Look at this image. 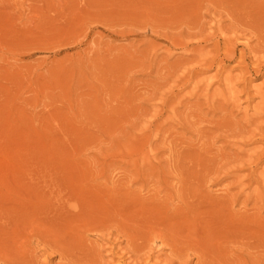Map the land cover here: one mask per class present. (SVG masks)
<instances>
[{
  "label": "rangeland",
  "instance_id": "1",
  "mask_svg": "<svg viewBox=\"0 0 264 264\" xmlns=\"http://www.w3.org/2000/svg\"><path fill=\"white\" fill-rule=\"evenodd\" d=\"M236 1L0 0V228L4 226L0 229V264L12 263L13 248L17 247L19 251L22 245L25 249L30 247L28 251H19L23 258L27 256L29 260L24 263V258L23 263L14 261L12 264H86L82 259L85 262L91 260L87 264H92L97 258V264H118V256L114 253L122 249L120 254L124 261L119 264L128 261L130 263L127 264H132L135 258L130 259L132 253L127 255L131 251L124 247L127 245L125 234L131 229L137 232L138 228L141 234L145 228V233L150 230L149 233L155 231V235L171 230L173 234L160 233L163 240L175 238L178 241V236H186L187 243H182L184 248L182 241L176 243L183 252L190 246L191 252L198 253L194 256L188 248L186 259H190L189 264L197 259L198 264L199 252L205 245L211 251L215 249L212 253L208 248L204 255L202 250L206 262L210 257L211 262L218 264L221 260H226L225 264H264V155L261 156L264 152V62L260 63L264 60V47H261L264 45V0ZM246 21L250 24L248 27ZM71 196L79 201L77 206L82 205L79 213L83 218L76 219L78 227L73 223L77 229L81 227L79 222L82 228V223L87 224L86 230L90 223L92 225L96 221L99 225L110 217L118 224L123 216L124 224L120 222L118 225L121 226H116V230L108 227L110 231L106 229L109 226H106L107 222L105 225V222L101 223L104 227L100 225L97 229L95 223L96 227L90 226L87 233L82 228L78 229L80 232L74 227L75 230L72 223L69 228L66 225L70 224H66L67 236L84 234L82 237L85 239L80 238L79 241L82 239L85 243L78 247L81 241L73 244L79 257L73 250L72 258L60 259L58 251L49 250L51 246L47 247L33 238L35 235L31 229L28 234L26 228L36 220L33 218L35 213L40 218L33 222L34 226L39 220L47 222L50 216L43 215V209H49L51 202L53 206H60L56 203L62 204V201L66 202L63 205H76L75 201L70 204L73 203ZM99 202L108 208L111 205L109 210L114 208L111 215L107 207L97 205ZM83 203L90 204L86 206L88 209ZM44 205L46 208H42ZM94 205L98 207L95 209ZM84 207L87 211L83 213ZM89 208H93V212ZM38 209L43 211L39 213ZM104 209L109 212H104ZM87 212L91 218L84 221L89 217ZM105 214L107 218H102ZM183 215H188L185 216L188 220H184ZM221 215L224 220L219 219ZM25 216L33 220L29 218V222L26 218V222L21 221ZM92 216H98L97 220ZM189 220L196 224L201 222V226L194 223L195 229ZM217 221H220L219 225ZM224 221L228 225L224 223L223 226L221 222ZM175 222H178V227H175ZM11 224H14V229ZM164 224H171L169 227L174 224V227L168 230ZM48 225L46 223L45 226H53L52 223ZM125 226L131 228L125 229ZM154 226L159 231L154 230ZM221 226H227V231ZM19 227L27 231L20 232ZM90 228L94 232L89 233ZM100 228L106 230L102 229L100 232L103 233H100ZM122 228L124 232L128 231L121 232ZM173 228L180 235L174 233ZM45 229L40 232L45 234ZM68 229H71V235ZM182 229H185L184 235ZM192 229L198 241L194 239ZM34 230L36 232V228ZM228 230L234 234L232 237ZM54 231L58 230L54 228ZM75 231L79 234L76 235ZM49 232L46 233L48 236L52 234ZM55 232L52 236L58 233ZM240 233L246 237L242 238ZM245 233L252 236L251 239ZM17 234L24 238L22 244ZM25 234L33 235V239L29 240ZM189 235L193 237L189 238ZM223 236L230 240L235 236L233 240L239 238V242L235 244V240H231L235 244L232 247L230 240ZM187 238L193 240L188 243ZM27 239L32 246L27 247ZM246 239L251 243L247 244ZM147 240L141 242L143 246ZM163 240L162 244L159 239H152L155 245L145 244L150 250H156L155 262H162L164 256V262L170 259H166L170 249L164 246ZM194 240L201 242L200 248ZM204 242L205 245L202 244ZM212 244L217 245L221 252L216 253L219 250ZM142 245L139 247L144 249ZM86 246L89 249L84 254L89 259H85L81 252L88 248ZM146 246L144 252L149 250ZM8 252L12 253L10 257ZM143 253L137 255L145 258L151 252ZM126 255L130 260L124 259ZM172 256L171 264H176L178 261H174ZM80 257L83 258L80 260ZM113 260L116 263H112Z\"/></svg>",
  "mask_w": 264,
  "mask_h": 264
},
{
  "label": "bare ground",
  "instance_id": "2",
  "mask_svg": "<svg viewBox=\"0 0 264 264\" xmlns=\"http://www.w3.org/2000/svg\"><path fill=\"white\" fill-rule=\"evenodd\" d=\"M182 1H183V0H182ZM221 1H222V0H221ZM233 1H234V0H233ZM237 1H238V0H237ZM237 1H236V2H237ZM255 1H256V0H255ZM226 2H227V1H226ZM226 2H225V3H226ZM230 2H231V1H230ZM248 2H250V1H248ZM252 2H253V1H252ZM238 3H239V2H238ZM258 3H259V1H258ZM258 3H257V5H258ZM245 4H246V3H245ZM245 4H244V5H245ZM248 4H249V3H248ZM248 4H247V5H248ZM250 4H251V3H250ZM217 5H218V4H217ZM219 5H220V4H219ZM239 5H240V3H239ZM254 5H255V3H254ZM250 6H251V5H250ZM262 6H263V5H262ZM235 7H236V6H235ZM259 7H260V6H259ZM249 8H250V7H249ZM242 9H243V8H242ZM245 9H248V8H245ZM255 9H256V8H255ZM250 10H253V9H250ZM262 10L264 11L263 8H262ZM234 11H235V10H234ZM236 11H237V9H236ZM259 11H261V10H259ZM237 12H238V11H237ZM233 13H234V12H233ZM243 13L245 14V12H243ZM249 13H250V12H249ZM254 13H255V12H254ZM247 14H248V13H247ZM247 14H246V16H247ZM256 14H257V13H256ZM256 14H253V15H256ZM250 15H251V14H250ZM260 15H262V14L260 13ZM263 15H264V14H263ZM242 16H243V15H242ZM242 16L240 17V19L242 18ZM244 17H245V16H244ZM249 17H250V16H249ZM258 17H259V16H258ZM234 18H235V17H234ZM237 18H238V17H237ZM246 18L248 19V16H247ZM246 18H245V19H246ZM262 18H263V16H262ZM249 19H250V18H249ZM254 19H255V18H254ZM256 19H257V18H256ZM251 20H253V18H252ZM251 20H250V21H251ZM260 20H261V18H260ZM244 21H245V20H243V22H244ZM247 21H248V20H247ZM247 21H246V23H247ZM261 21H262V20H261ZM240 22H241V21H240ZM260 23H261V22H260ZM263 24H264V22H263ZM241 25H242V24H241ZM245 25H247V27H248V25H250V24L247 23V24H245ZM260 25H261V24H260ZM261 26H262V25H261ZM244 27H246V26H244ZM259 27H260V26H259ZM259 27H258V28H259ZM250 28H251V26H250ZM255 29H256V28H255ZM261 29H263V28H261ZM261 29H260V30H261ZM252 30H253V29H252ZM255 31H256V30H255ZM263 32H264V31H263ZM263 32H262V34H264ZM252 33H253V32H252ZM254 34H255V32H254ZM257 34H258V32H257ZM259 34H260V33H259ZM252 35H253V34H252ZM258 36H259V35H257V37H258ZM261 36H262V35H261ZM257 37H256V38H257ZM262 37H263V36H262ZM255 40H256V39H255ZM255 40H254V41H255ZM257 41H258V40H257ZM260 42H261V41H260ZM255 43H256V42H255ZM231 45H232V44H231ZM257 45H258V44H257ZM215 46H216V45H215ZM258 46H259V45H258ZM261 47H264V45L261 46ZM231 48H232V46H231ZM254 48L256 49V48H258V47H254ZM259 48H260V47H259ZM261 49H262V48H261ZM216 50H217V49H216ZM220 50H221V49H220ZM234 50H235V49H234ZM263 50H264V49H263ZM263 50H262V51H263ZM227 51H228V49H227ZM231 52H232V50H231ZM263 52H264V51H263ZM258 53H259V52H258ZM258 53H257V55H258ZM232 54H233V53H232ZM253 54H254V53H253ZM263 54H264V53H263ZM230 55H231V54H230ZM238 55H240V54H238ZM241 55H242V54H241ZM255 55H256V54H255ZM259 55H260V54H259ZM261 55H262V54H261ZM227 56H228V55H227ZM251 56H252V55H251ZM231 57H232V55L230 56V58H231ZM246 57H247V56H246ZM261 57H262V56H261ZM228 58H229V57H228ZM237 59L239 60L240 58L238 57ZM241 59H243V57H242ZM244 59H245V58H244ZM244 59H243V60H244ZM243 60H242V61H243ZM255 60H256V58H255ZM236 61H237V60H236ZM242 61H241V62H242ZM252 61H254V56H253ZM256 61H257V60H256ZM259 61H261V59H260ZM263 62H264V60H263L262 62H260V63H263ZM236 63H237V62H236ZM239 63H240V62H239ZM243 63H244V62H243ZM252 63L255 64V62H252ZM257 64H258V63H257ZM257 64H255V65L257 66ZM258 65H259V64H258ZM260 66H261V65H260ZM243 67H244V66H243ZM246 67H247V66H246ZM250 68H251V67H250ZM250 68H249V69H250ZM253 68H254V67H253ZM253 68H252V69H253ZM237 69H238V68H237ZM241 69H242V67H241ZM249 69H248V70H249ZM238 70H240V69H238ZM257 70H258V69H257ZM246 71H247V70H246ZM255 71H256V70H254V72H255ZM260 71H261V70H260ZM242 72H243V70H242ZM248 72H249V71H248ZM257 72H259V71H257ZM239 73H240V72H239ZM244 73H245V72H244ZM240 74H241V73H240ZM256 74H257V73H256ZM240 76H241V75H239V78H240ZM251 77H252V76H251ZM243 78H244V77H243ZM243 80H244V79H243ZM245 80H246V79H245ZM247 80H248V79H247ZM258 109H259V108H258ZM258 109H257V110H258ZM261 115H262V114H261ZM261 138H262V137H261ZM262 140H263V139H262ZM254 143H255V142H254ZM259 144H260V143H259ZM261 152H262V151H261ZM261 152H259V153H261ZM262 155H264V152L261 154V156H262ZM263 159H264V158H263ZM63 188H64V187H62V189H63ZM54 189H55V188H54ZM62 189H61V190H62ZM58 190H59V189H58ZM65 190H66V189H65ZM62 191H63V190H62ZM68 191H69V189H68ZM185 192H186V191H185ZM61 193H62V192H61ZM64 193H65V192H64ZM67 193H68V192H67ZM182 193H183V191H182ZM195 193H196V192H195ZM57 194H58V193H57ZM68 194H69V193H68ZM71 194H72V193H71ZM79 194H80V193H79ZM79 194H78V195H79ZM190 194H191V193H190ZM55 195H56V194H55ZM181 195H182V194H181ZM64 196H66V195H64ZM67 196H68V195H67ZM79 196H80V195H79ZM189 196H190V195H189ZM194 196L196 197V195H194ZM59 197H60V196H59ZM69 197H70V196H69ZM69 197H68V198H69ZM84 197H85V196H84ZM192 197H193V196H192ZM56 198H57V197H56ZM62 198H64V197H62ZM62 198H60V199H62ZM80 198H82V197L80 196ZM71 199H73L72 196H71ZM74 199H75V196H74ZM74 199H73L71 202L75 201V204H76V205H68V203H67V205H63V203H66V202H63V201L61 200V201H62V204H61V203H56L57 205L60 204V206H56V205H55V202H54V205H55V206H53V202H51V204H50V203L48 204V205H50V206L52 205L49 209L46 208L47 205L42 206V208H43V207L46 208V209H43L44 211L42 210L43 213H45V214H43V215H45L46 217H47V216H50V217H51V218H50V217H47V222H46L45 219H44L45 223H43V222L41 221L44 225H43V224L40 222V220H39L38 222L35 223V225L38 223V224H37L38 226H37V225L34 226L33 222L37 221L38 218H40V216L38 217V214L35 213L34 215L37 214V217L33 215V218H34V219L36 218V220H33L32 218H30V217H28V216H25L23 219L21 218V221L23 220L24 222L28 221L29 218L31 219V221L33 220V221H32V225H30L29 228L25 225V226L27 227V228H26V227L24 226V224H23V226H24L28 231H27V230H23V228L21 229L20 227H19L20 229H19V228H18V229L20 230V232H21V230H22V231H27L28 234H30V231H29V230L31 229V232H32V234L35 235V237H33L32 234H31L32 236H27L28 234H27V235L25 234V236H27V237L29 238V240H31V239H33V238H36V239H38V241H39L40 243H43V244L45 243V244L47 245V247H48V246H51V248L48 247V249H49V250H53V249H55V252L58 251V253L60 254V259H61V258H65V259H66L67 256H70V258H72L71 256L73 255V254H72L73 250L76 252V250H75L76 248L74 249V247H75L76 245H73V244H76V243L79 241L80 238L85 237V236H83L84 234L82 233L83 230L81 231V233L83 234V235H82L83 237L80 236L81 234L79 235L80 237H77V236H76V237H75V236H67V234H66L67 232L65 231V230L67 229L66 226H67L68 228L71 227V223H72V224H73V223H74V224L77 223V225H78V221H77V220L80 219V218H83V214H82V216H81V213H79V212H80V207H82V205H81V206H77L78 203H76V202H79V201L76 200V199L74 200ZM186 199H187V198H186ZM200 199H201V198H200ZM80 200H81V199H80ZM83 200H84V198H83ZM88 200H89V199H88ZM196 200H197V199H196ZM198 200H199V199H198ZM95 201H96V199H95ZM188 201H189V200H188ZM188 201H186V202H188ZM82 202H84V201H82ZM196 202H197V201H196ZM205 202H206V200H205ZM47 203H48V202H47ZM47 203H46V204H47ZM95 203H96V202H95ZM100 203H101V202H99V204H97V205L101 206ZM109 203H110V202H109ZM117 203H118V202H117ZM121 203H122V200H121ZM125 203H127V201H126ZM125 203H123V204H125ZM194 203H195V201H194ZM70 204H74V202H73V203H70ZM80 204H81V203H80ZM80 204H79V205H80ZM85 204H86V203H83V206H85V207H86L87 205H90V204H87V205H85ZM115 204H116V203H115ZM132 204H133V203H132ZM183 204H184V203H183ZM197 204H199V202H198ZM197 204L194 205L195 208H196ZM212 204H213V203H212ZM215 204H216V203H215ZM61 205H63V206H61ZM95 205H96V204H95ZM95 205L93 206V208H95ZM106 205H107V204H106ZM108 205H109V204H108ZM121 205H122V204H121ZM136 205H137V204H136ZM206 205H207V204H206ZM209 205H210V204H209ZM103 206H105L104 203H103ZM103 206H101V207H103ZM115 206H116V205H115ZM122 206H123V205H122ZM161 206H162V205H161ZM186 206H187V204H186ZM191 206H192V203H191L190 207H191ZM207 206H208V205H207ZM212 206H213V205H212ZM216 206H218V205H216ZM34 207H35V206H34ZM48 207H49V206H48ZM85 207H84V210L81 208V209L83 210V211H81V212L84 213L85 210L87 211V209H88L87 207H88V206L86 207L87 209H86ZM97 207H98V206H97ZM97 207H96V208H97ZM106 207L108 208V206H105V207H103V208H106ZM110 207H111V205H109V208H110ZM120 207H121V206H120ZM123 207H124V206H123ZM131 207H133V206H131ZM131 207H130V208H131ZM166 207H167V206H166ZM184 207H185V206H184ZM184 207H183V208H184ZM188 207H189V205H188ZM190 207H189V208H190ZM31 208H32V207H31ZM36 208H39V207H36ZM42 208H41V209H42ZM93 208L91 209L92 212H93ZM96 208H95V209H96ZM109 208H108V210H109ZM112 208H113V206H112ZM116 208H117V207H116ZM116 208H115V210H116ZM118 208H119V207H118ZM125 208H126V207H125ZM134 208H135V205H134ZM138 208H139V207H138ZM201 208H202V207H201ZM32 209L34 210V208H32ZM41 209H40V210H41ZM99 209H100V208H99ZM113 209H114V208H113ZM113 209H111V210H113ZM121 209H122V208H121ZM121 209L119 208V210H121ZM141 209L143 210V208H141ZM145 209H146V208H145ZM156 209H157V208H156ZM180 209H181V208H180ZM33 210H32V211H33ZM35 210H36V209H35ZM38 210H39V209H38ZM40 210H39V211H40ZM89 210H90V208H89ZM89 210H88V211H89ZM91 210H90V211H91ZM108 210H107V209H104L103 211L105 212V211H108ZM111 210H109V211H110V215H111V213H112ZM132 210L134 211L133 208H132ZM135 210H136V209H135ZM163 210H164V209H163ZM188 210H190V209H188ZM191 210H192V208H191ZM29 211H30V210H29ZM29 211H28V212H29ZM36 211H37V210H36ZM36 211H35V212H36ZM42 211H40L39 213H41ZM103 211H102V212H103ZM109 211H108V212H109ZM121 211H122V210H121ZM130 211H131V209H130ZM180 211H181V210H180ZM192 211H193V210H192ZM196 211H197V210H195L194 215H196ZM201 211H203V210H201ZM211 211H212V210H211ZM211 211H210V212H211ZM222 211H223V210H222ZM26 212H27V211H26ZM49 212H50V213H49ZM72 212H73V213H72ZM96 212L99 214V212H98L97 210H95V213H96ZM102 212H101V210H100V214L103 215L104 212H103V213H102ZM113 212H116V211H113ZM118 212H119V211H118ZM135 212H136V211H135ZM137 212H138V211H137ZM137 212H136V213L133 212V213H134V214H137ZM142 212H143V211H141V213H142ZM164 212H165V211H164ZM178 212H179V211H178ZM182 212H183V210H182ZM198 212H199V211H198ZM203 212H204V211H203ZM56 213H57V214H56ZM78 213H79V214H78ZM85 213H86V212H85ZM89 213H90V212H89ZM95 213H94V215H95ZM201 213H202V212H201ZM212 213H213V212H212ZM212 213H210V214H212ZM223 213H224V212H223ZM24 214H27V213H24ZM28 214H30V212H29ZM31 214H32V213H31ZM68 214H69V215H68ZM77 214L79 215L78 217L76 216ZM87 214H88V212H87ZM90 214H91V213H90ZM92 214H93V213H92ZM106 214H107V212H106ZM106 214H105L102 218H104V217L106 216ZM113 214H115V213H113ZM122 214H124V211H123V213H121V216H122ZM144 214H145V213H144ZM148 214H150V213L148 212ZM164 214H165V213H164ZM185 214H187V213H185ZM198 214H199V213H198ZM204 214H205V213H204ZM218 214H219V213H218ZM43 215H42V216H43ZM63 215H64V216H63ZM85 215H86V214H85ZM107 215H108V214H107ZM142 215H143V214H142ZM146 215H147V214H146ZM146 215H145V216H146ZM165 215H166V214H165ZM172 215H173V214H172ZM176 215H177V214H176ZM176 215H175V216H176ZM199 215H200V214H199ZM205 215H206V214H205ZM212 215H213V214H212ZM214 215H215V213H214ZM216 215H217V214H216ZM219 215H220V214H219ZM226 215H227V214H226ZM22 216H23V214H22ZM22 216H21V217H22ZM42 216H41V218H42ZM45 216H43V217H45ZM66 216H67V217H66ZM80 216H81V217H80ZM88 216H89L88 218L85 216L87 219L85 220V218H84V221H87L89 218H91V217H90L91 215L88 214ZM98 216L101 217V215H98ZM98 216H97V217H98ZM108 216H109V215H108ZM117 216H118V215H117ZM117 216H116V217H117ZM124 216H125V215H124ZM138 216H139V215H138ZM138 216H137V217H138ZM150 216H151V215H150ZM150 216H149V217H150ZM157 216H158V215H157ZM160 216H161V218H162V215H161V214H160ZM183 216H184V218H185L184 220H188V219H186V217H185V216H188V215H183ZM183 216H182V217H183ZM197 216H198V215H197ZM217 216H218V215H217ZM227 216H228V215H227ZM233 216H234V215H233ZM31 217H32V216H31ZM46 217H45V218H46ZM63 217H65V219H64ZM92 217H94V216H92ZM97 217H94V218H96V220H97ZM112 217H113V216H112ZM116 217H114V220H115ZM118 217H119V216H118ZM122 217H123V216H122ZM122 217H120V220H119V219H116V220H119L120 222L123 223V222H124V220H123L124 217H123V218H122ZM125 217H127V215H126ZM135 217H136V216H135ZM137 217H136V218H137ZM139 217L141 218V216H139ZM169 217H170V216H168L167 218H169ZM193 217H194V216H193ZM222 217H223V216L221 215V217H220V218L218 217V218L221 220ZM26 218H27V219H26ZM105 218H107V217H105ZM110 218H111V217H110ZM110 218L105 219L106 221H105L104 219H103V221H101L100 219H98L99 221H101V222L99 223V225H98V223H96V221H95L94 224H92V225H90V224H91V223H90V224L88 225V227H87L86 230L88 231V229H89L90 226H91L92 228H95V227L97 226L96 229H97L98 227H100V225H102V227H104V225L106 224V222H107L106 226H107V225H109V226H107V228H106V226H105V228H106V229H109L110 231H111V228H112V227H114L115 229H114V228H113V229L116 230V226H117V228H118L119 226H121V225H118V224L120 223L119 221H118L119 223L117 224V221H113V219L110 220ZM128 218H129V217H128ZM151 218H152V217H151ZM158 218H159V217H158ZM176 218H177V217H176ZM191 218H192V217H191ZM191 218H190V219H191ZM201 218H203L202 215H201ZM208 218H209V217H208ZM208 218H207V219H208ZM210 218H211V220H212V216H211ZM213 218H214V217H213ZM246 218H247V217H246ZM248 218H249V217H248ZM17 219H19V218H17ZM17 219H16V220H17ZM25 219H26V221H25ZM30 219H29V222H31ZM74 219H75V220H74ZM76 219H77V220H76ZM92 219H93V218H92ZM108 219H109L110 221H112V223H111L110 221L108 222V221H107ZM121 219H122V221H121ZM125 219H126V218H125ZM132 219H133V217H132ZM144 219H145V218H144ZM146 219H147V218H146ZM149 219H150V218H149ZM153 219H154V218H153ZM153 219H151V221H152ZM156 219H157V218H156ZM159 219H160V218H159ZM180 219H182V218H180ZM180 219H179V220H180ZM193 219H194V218H193ZM197 219H198V221H199V220H202V219H200V218H197ZM207 219H206V221H207ZM215 219H217V218H215ZM230 219H231V218H230ZM230 219H228V221H229ZM237 219H238V218H237ZM239 219H240V218H239ZM130 220H131V219H130ZM136 220H137V219H136ZM168 220H169V219H168ZM173 220H174V219H173ZM179 220H178V221H179ZM222 220H224V219L222 218ZM249 220H250V218H249ZM74 221H77V222H74ZM93 221H94V219H93ZM99 221H98V222H99ZM127 221H128V220H127ZM133 221H134V220H132V222H133ZM141 221L143 222V219H142ZM145 221H146V220H145ZM153 221H154V220H153ZM163 221H164V220H163ZM176 221H177V219H176ZM213 221H214V220H213ZM228 221H227V222H228ZM9 222H10V221H9ZM18 222H20V221H18ZM39 222H40V224L42 225V226H41L42 228H44V227L46 228V229H45V230H47V231H45L46 233H50L49 231H52V234H53V232H55V231H54V228H55V230H58V231H56V232H58V233L56 234V232H55L56 235H53V236H52V234L48 236V234H46V233H45V234L42 233L44 230H41L42 228L40 229V227H39V225H40ZM48 222H49L50 224L52 223V225L55 226V227L53 228V230L50 229V228L53 227V226H51ZM82 222H83V221H82ZM82 222H81V223H82ZM91 222H92V220H91ZM104 222H105V223H104ZM113 222H116L115 226H114V225H111V224H113ZM128 222H130V221H128ZM134 222H135V221H134ZM139 222H140V221H139ZM164 222H165V221H164ZM182 222H183V219H182ZM184 222H185V221H184ZM184 222H183V224H184ZM190 222H191V221L189 220V223H190ZM201 222H204V221L202 220ZM201 222H199V223H201ZM211 222H212V221H211ZM215 222H216V221H215ZM217 222H218V221H217ZM231 222H232V221H231ZM237 222H239V221H237ZM10 223H11V222H10ZM20 223H21V222H20ZM20 223H19V225L22 227V225H21ZM46 223H47V225H48V224L50 225V228H48L47 226H45ZM88 223H89V221H88ZM92 223H93V222H92ZM95 223H96L97 225H96ZM101 223H104V225L101 224ZM122 223H121V224H122ZM126 223H127V222H126ZM155 223H157V222L155 221ZM155 223H154V224H155ZM158 223H160V222H158ZM169 223H170V222H169ZM175 223H176V222H175ZM177 223H178V222H177ZM177 223H176L175 227H176V226L178 227ZM191 223H193V225H194V223H195L196 226H197V224H198V226H201L199 223L196 224V222H193V221H192ZM205 223H206V222H205ZM207 223H209V221H208ZM221 223H222V225H223V224L226 223V222L224 221V222H221ZM229 223H230V222H229ZM232 223H235V222H232ZM232 223H231V224H232ZM8 224H9V223H8ZM17 224H18V223H16L15 225H17ZM29 224H30V223H29ZM66 224H70V226H69V225H66ZM74 224L72 225V228L75 227ZM82 224H84V225H83L84 228H85V225H87V224H85V222L82 223ZM123 224H124V223H123ZM123 224H122V225H123ZM136 224H137V223H136ZM140 224H142V223L140 222ZM148 224H149V223H148ZM152 224H153V223H152ZM154 224H153V225H154ZM165 224H167V223H165ZM165 224H164V226H165ZM203 224H204V223H203ZM213 224H214V223H213ZM219 224H220V221L218 222V225H219ZM235 224L238 225V223H235ZM6 225H7V223H6ZM11 225H12V224H11ZM13 225H14V224H13ZM13 225H12V226H13ZM49 225H48V226H49ZM65 225H66V226H65ZM75 225H76V224H75ZM77 225H76V226H77ZM79 225L81 226V227L79 226L80 229H81V228H82V225L80 224V222H79ZM94 225H96V226H94ZM133 225H134V224H133ZM156 225H157V224H156ZM161 225H162V223L160 224V227H161ZM170 225H171V224H170ZM170 225H169V226H170ZM173 225H174V224H173ZM173 225H172L171 227H169L168 225H166V226H168L166 229H168V228L171 229L172 227H174ZM179 225H181V224L179 223ZM186 225H187V223H186ZM190 225H191V224H190ZM195 225H194V227H195ZM225 225H228V223H226ZM232 225H233V224H232ZM232 225H230V226H232ZM245 225H246V224H245ZM12 226L10 227L9 230H11ZM111 226H112V227H111ZM123 226H124V225H123ZM127 226H128V225H127ZM127 226H125V229L128 228ZM137 226L139 227V223L137 224ZM137 226H136V227H137ZM164 226H163V227H164ZM166 226H165V227H166ZM184 226H185V225H184ZM187 226H188V225H187ZM203 226H206V225H203ZM209 226H210V225H209ZM223 226H224V225H223ZM248 226H249V225H248ZM2 227H4V226L2 225ZM2 227H1L0 229H2ZM15 227H16V226H15ZM31 227H32L33 229H32ZM77 227H78V226H77ZM77 227H75V228L77 229ZM108 227H111V228H108ZM134 227H135V226H134ZM147 227H149V226H147ZM156 227H158V226H156ZM181 227L183 228V226H181ZM194 227H193V228H194ZM207 227H208V224H207ZM207 227H206V228H207ZM212 227H213V226H212ZM218 227H219V226H218ZM221 227H222V226H221ZM226 227H227V226H226ZM226 227H224V228L222 227L221 229H225ZM239 227H240V226H239ZM25 228H24V229H25ZM35 228H36V232L39 231L38 233L35 232V230H34ZM37 228L40 229L42 232H40V230H38ZM75 228H74V229H75ZM84 228H82V229H84ZM120 228H121V227H120ZM130 228H131V227H130ZM130 228H128V229H130ZM143 228H144V227H143ZM151 228H152V227H151ZM151 228H150V229H151ZM158 228H159V227H158ZM161 228H162V227H161ZM161 228H160V229H161ZM184 228H185V227H184ZM191 228H192V226H191ZM191 228H190V229H191ZM196 228H197V227H195V229H196ZM200 228H201V227H200ZM204 228H205V227H204ZM206 228H205V229H206ZM235 228H236V226H235ZM244 228H245V227H244ZM244 228H243V229H244ZM246 228H247V227H246ZM5 229H6V228H5ZM5 229H4V231H5ZM12 229H14V226H13ZM48 229H49V230H48ZM76 229H75V230H76ZM78 229H79V228H78ZM78 229H77V231L80 230V229H79V230H78ZM102 229H104V228H100V229H98V231L100 232V230L102 231ZM106 229H104V230H106ZM113 229H112V230H113ZM125 229L123 230V228H122L123 231H121V230H120V231H121V232H124ZM144 229H145V228H144ZM144 229L142 230V233H143V234H141V232L138 231V230H140V228L137 229V232H140V233H137V232H136V229H131L132 233H130L131 231L129 230V233H128V234H125V235H127V236H125V237H126V244H127V245H126V246L123 245V246L127 248V251H131V252H129V253L127 252V255L130 254V253H132V254L135 255V256L133 255V256H134V257H133L132 254H130V255H131V256H130V257H131L130 259H132V258L134 259V258H135V259L133 260L134 263H132L133 261H131L132 264H150V263H151V264H158L157 262H161V261H157V262H155V261L157 260V259H155V258H157V256L155 257L156 254L154 255V252H155L156 250L153 251L152 248H151V250H152V251H151L150 248H149V246H148V247L146 246V245H148V244H146V243H149V242H150L151 244L154 243V245H155V242H152V239H154V240H155V239H156V240L159 239V240H160V243H161L162 240L164 239V238L162 237L163 235H161V234H162V233H163V234L167 233V235H168V233H172V232H171V230H170L169 232H168L167 230H166L167 232H164V230H163V232H160V233H161V234H160V233H158V232L156 231V232L159 234V235L156 234V235H158V236H156V235H155V231H154V232H153L154 236H153V234H151L152 231L149 233V231H150V230H149V231H148V234H147V233H145L146 231L144 232ZM148 229H149V228H148ZM164 229H165V228H164ZM169 229H168V230H169ZM175 229H176V228H175ZM179 229H180V228H178V230H179ZM185 229H186V232H187V228H185ZM185 229H184V230H185ZM227 229H228V228H226V231H227ZM241 229H242V228H241ZM243 229H242V230H243ZM250 229H251V228H250ZM19 230H17V231H19ZM33 230H34V231H33ZM70 230H71V229H70ZM70 230H69V229L67 230L68 233H70L69 235H71V233H72V232H69ZM84 230H85V229H84ZM86 230H85V232L87 233ZM90 230H91V228H90ZM104 230H103V231H104ZM114 230H113V232H114ZM146 230H147V229H146ZM151 230H153V228H152ZM154 230H158V229H157V228L155 229V226H154ZM178 230H177V231H178ZM182 230H183V229H182ZM182 230H181V231H182ZM184 230H183V232H184ZM200 230H201V229H200ZM203 230H204V229H203ZM214 230L217 231V229H214ZM233 230H234V229H233ZM7 231H8V230H7ZM15 231H16V230H15ZM92 231H93V230H91L89 233H91ZM98 231H96V232L98 233ZM110 231H109V232H110ZM127 231H128V230H126V232H127ZM158 231H159V230H158ZM160 231H162V229H161ZM172 231H174V233H177V234H178V232H179V231L176 232V231L174 230V228L172 229ZM181 231H180V232H181ZM190 231H192V233H193V232H194V229H192V230H190ZM196 231H197V230H196ZM207 231H208V230H207ZM226 231H225V232H226ZM248 231H249V230H248ZM248 231H246V232H248ZM79 232H80V231H79ZM79 232H77V233L79 234ZM93 232H94V231H93ZM115 232H118V231H115ZM126 232H124V233H126ZM186 232H184L183 235H184ZM199 232H200V234L202 235V232H201V231H198V233H199ZM211 232H212V231H211ZM211 232H210V233H211ZM217 232H218V231H217ZM232 232H233V231H232ZM239 232H240V231H239ZM241 232H242V231H241ZM14 233H15V232H14ZM75 233H76V231H75ZM77 233H76V235H78ZM100 233H103V232H100ZM118 233H119V232H118ZM181 233H182V232H181ZM187 233H188V232H187ZM192 233H191V234H192ZM215 233H216V232H215ZM226 233H227V232H226ZM228 233H230L229 230H228ZM234 233H235V232H234ZM43 234H44V235H43ZM73 234H74V231H73ZM73 234H72V235H73ZM104 234H105V232H104ZM172 234H173V233H172ZM194 234H195V233H193L192 235L194 236V239H195V235H194ZM196 234H197V232H196ZM200 234H198V235H200ZM207 234H209V232H207ZM231 234L234 235L233 233H230V237H232ZM240 234H241V233H240ZM240 234H238V235H240ZM242 234H243V237H242V238L246 237V236H244V233H242ZM242 234H241V235H242ZM245 234H247V233H245ZM254 234H255V233H254ZM258 234H259V233H258ZM17 235H18V237L20 236V234H17ZM23 235H24V233H23ZM42 235H43V236H42ZM45 235H47V237H46ZM74 235H75V234H74ZM115 235H116V234H115ZM117 235H118V234H117ZM121 235H124V234H121ZM167 235H166V236H167ZM178 235H180V234H178ZM178 235H176V236H178ZM181 235H182V234H181ZM186 235L188 236V234H186ZM192 235H189V238H190V236L193 237ZM204 235H205V233H204ZM204 235H203V236H204ZM214 235H215V234H214ZM217 235H220V234H217ZM228 235H229V234H228ZM241 235H240V236H241ZM250 235H251V234H250ZM255 235H256V234H255ZM25 236H24V237H25ZM102 236H103V235H102ZM102 236H101V237H102ZM119 236H120V235H119ZM164 236H165V235H164ZM176 236H175V237H176ZM236 236H237V233H236ZM240 236H238V237H240ZM253 236H254V235H253ZM259 236H261V235H259ZM16 237H17V236H16ZM20 237H21V240H20V239H19V240L21 241V244H22V240H23L24 238L22 239V236H20ZM32 237H33V238H32ZM42 237H43L44 240L42 239ZM104 237H105V236H104ZM122 237H124V236H122ZM167 237H168V236H167ZM171 237L173 238L174 235L171 236ZM180 237H181V238H180ZM180 237L178 236V239H179L178 241H180V242L182 241V242H181V244H182V243H184L183 241L186 240V238H185L186 236H185V237H184V236H183V237L180 236ZM196 237H198V236H196ZM204 237H205V236H204ZM204 237H203L202 239H204ZM206 237H207V236H206ZM214 237H215V236H213V238H214ZM223 237H224V236H223ZM223 237H222V238H223ZM234 237H235V236H234ZM234 237H233V238H234ZM247 237L251 239L252 236L249 237V235L247 234ZM256 237H257V236H256ZM46 238H47V239H46ZM105 238H109V237H105ZM105 238H104V239H105ZM111 238H112V237H111ZM113 238H114V237H113ZM117 238H118V237H117ZM172 238H171V239H172ZM216 238H217V237H216ZM216 238H215V240H216ZM224 238H226V237H224ZM227 238H228V237H227ZM227 238H226V239H227ZM233 238H232L231 240H233ZM262 238H263V237H262ZM262 238H261V239H262ZM36 239H35V240H36ZM83 239H85V238H83ZM97 239H98V238H97ZM121 239H122V238H121ZM142 239H143L144 241H145L146 239H148L147 242L145 243L146 245H145L144 243H143V244H144V246L147 247V249H149V250H147V251H148V252L150 251L151 253H148L147 251L144 252V249H146V248H145V247L142 245V243H141V242L143 241ZM161 239H162V240H161ZM176 239H177V238H176ZM183 239H184V240H183ZM187 239H188V238H187ZM198 239H199V238H198ZM200 239H201V237H200ZM220 239H221V236H220ZM228 239L230 240V238H228ZM236 239H238V240H235V239H234V240H235V244H237V243L239 242V238H236ZM25 240H26V238H25ZM81 240H82V239H81ZM81 240H80V241H81ZM118 240H120V239H118ZM141 240H142V241H141ZM191 240H193V239H191ZM191 240L188 239V243H189V241H191ZM195 240H196V239H195ZM195 240H194V241H195ZM211 240H213V239H211ZM229 240H227V241L229 242ZM231 240H230V242H231ZM234 240H233V241H234ZM242 240H243V239H241V241H242ZM248 240H249V239H248ZM253 240H254V239H253ZM253 240H252V241H253ZM16 241H17V240H16ZM16 241H15V242H16ZM38 241H37V242H38ZM80 241H79V242H80ZM85 241H86V240H85ZM108 241H109V240H108ZM111 241H112V240H111ZM115 241H116V239H115ZM124 241H125V240H124ZM144 241H143V242H144ZM163 241H165L164 246H166L168 249H170V253L168 252L170 255L168 256V258L166 257V259H169V258H170V259H169L168 261H165V262H164L163 260L165 259V256H164V258L162 257L163 260L161 259V260H162L161 264H162V263H163V264H171V261H172L171 256H172V255H173L172 257H174V261H175V260H176V262L178 261V262H177L178 264H179V263H180V264H189L188 262H189L190 259H189V260L186 259V256L188 255V253H187L188 248H189V249L191 248L190 246H189V247L187 246V248L184 249V250H186V251H184V252H185V253H184V252L182 251V249H183L185 246L182 244L183 248H182V247H181V249L178 248L177 243H176V242H178V241H176L175 238L172 239L171 241H170V239L168 240V238L165 239V240H163ZM166 241H168V242H166ZM196 241H198V240H196ZM196 241H195V242H196ZM204 241H205V240H204ZM224 241H225V240H224ZM233 241H232L231 244H230L232 247L235 245V244H232V243H234ZM236 241H238V242H236ZM244 241H245V240H244ZM246 241H247V239H246ZM17 242H19V241H17ZM25 242H26V241H25ZM25 242L23 241L24 244H26ZM82 242H83V241H81L80 243H78V245H77L76 247H78L79 244H81V246H82ZM103 242H104V241H103ZM139 242H140L141 244H140ZM195 242H194V243H195ZM208 242H209V241H208ZM211 242H212V241H211ZM213 242H214V240H213ZM216 242H217V241H215L214 243H216ZM230 242H229V243H230ZM242 242H243V241H242ZM249 242L251 243V241H249ZM249 242L247 241V244H248ZM19 243H20V242H19ZM19 243H18V244H19ZM30 243H31V242H30ZM30 243L28 242V239H27V245H28L27 247H29V245H31ZM83 243H85V242H83ZM186 243H187V242L185 241V244H186ZM190 243H191V242H190ZM194 243L192 242L191 244L194 245ZM199 243H201V242L199 241ZM199 243L196 242V245H198L199 248H200ZM224 243H225V242H224ZM240 243H241V242H240ZM240 243H239V244H240ZM250 243H249V244H250ZM252 243H253V242H252ZM13 244L15 245V243H13ZM18 244H17V245H18ZM57 244H58V245H57ZM71 244H72V245H71ZM88 244H89V241H88ZM103 244H104V243H103ZM105 244H106V243H105ZM114 244H115V242H114ZM119 244H120V243H119ZM156 244H157V243H156ZM161 244H162V243H161ZM202 244L205 245V242L202 243ZM202 244H201V245H202ZM217 244H218V243H217ZM219 244H221V246H222V243H220V241H219ZM247 244L244 243L243 245H247ZM83 245H84V244H83ZM110 245H111V244H110ZM110 245H109V247H110ZM140 245H142L144 249L140 248V247H139ZM179 245H180V244H179ZM187 245H188V244H187ZM196 245H195V247L198 248ZM212 245H214V244H212ZM212 245H211V247H212ZM224 245L226 246V244H224ZM241 245H242V244H241ZM251 245H252V244H251ZM19 246H20V245H19ZM31 246H32V245H31ZM120 246H121V245H120ZM161 246H162V245H161ZM180 246H181V245H180ZM209 246H210V245H209ZM214 246H215V245H214ZM214 246H213V247H214ZM216 246H217V245H216ZM216 246H215V247H216ZM218 246H219V245H218ZM221 246H220V247H221ZM227 246H229V245H227ZM15 247H16V245H15ZM20 247H21V248H20ZM20 247H18V248H20V249H18L20 252H22V251L25 252V251L30 250V247H29V249H25V246H24V245H22V246H20ZM52 247H53V248H52ZM86 247H88V246H86ZM89 247H92V246L89 245ZM89 247L86 248V250H84V252L81 251V250H83V249H82L83 247H81V250H80V251L82 252V254L86 253L87 250L89 249ZM96 247H97V246H96ZM109 247H108V248H109ZM116 247H117V246H116ZM152 247H153V246H152ZM192 247H194V246H192ZM195 247H194V248H195ZM204 247H206V245H205ZM204 247H201V248H202V249H201V252L204 251V252H203V255H204L205 251H207L208 248L210 249V247H206V250H205V249H203ZM213 247H212V248H213ZM234 247H235V246H234ZM241 247H242V246H241ZM241 247H240V249H241ZM246 247H247V246H246ZM248 247H249V246H248ZM16 248H17V247H16ZM16 248H13V249H15V251L13 250L14 252H12V253H15L14 256L11 255L12 253H9V252H11L10 250H9V252H8L9 257H10V255H11L12 258L14 257V260H13V259L11 260V261H13L12 263H14V261H15V262H22L24 258H25V259H24V260H25L24 263H26V259H28L27 256H25V257L23 258L22 254H20V252L17 251ZM32 248H33V247H32ZM34 248H35V247H34ZM42 248H43V247H42ZM84 248H85V247H84ZM110 248H111V247H110ZM118 248H120V247H118ZM130 248H131V249H130ZM157 248H159L158 250L160 251L161 249H163V246H162L161 249H160V247H157ZM216 248H217V247H216ZM218 248H219V247H218ZM218 248H217V249H218ZM236 248H239V247L237 246ZM10 249L12 250V248H10ZM21 249H22V250H21ZM40 249H41V248H40ZM78 249H80V248H78ZM91 249H92V248H91ZM113 249H114V248H113ZM129 249H130V250H129ZM140 249H142L144 253L141 252L142 250L140 251ZM232 249H233V248H231V252H232ZM24 250H25V251H24ZM93 250H94V249H93ZM109 250L111 251V249H109ZM117 250H121V249H117ZM158 250H157V251H158ZM192 250H194V249H192ZM202 250H203V251H202ZM211 250H212V249H210V251H211ZM214 250H215V249H214ZM214 250H213V251H214ZM218 250H219V249H218ZM218 250H216V251H218ZM222 250H224V249H222ZM226 250H227V249H226ZM234 250H235V249H234ZM234 250H233V251H234ZM238 250H239V249H238ZM47 251H48V250H46V252H47ZM77 251H78V250H77ZM85 251H86V252H85ZM95 251H96V249H95ZM98 251H99V250H98ZM107 251H108V250H106V254L109 255V254L107 253ZM112 251H113V250H112ZM115 251H116V250H115ZM213 251H211V252L213 253ZM33 252H34V251H33ZM35 252H36V251H35ZM75 252H74V253H75ZM81 252H80V253H81ZM90 252H91V251H90ZM100 252H101V251H100ZM100 252H99V253H100ZM108 252H109V251H108ZM118 252H119V253H118ZM120 252H123V249H122V251H116L117 254L114 253L116 256H118L117 259H118L119 263H121L120 261L123 259V256H122V254H120ZM125 252H126V249H125ZM162 252H163V251H162ZM162 252H160V253L162 254ZM189 252H191V249L189 250ZM192 252H193V251H192ZM192 252H191V253H192ZM198 252H199V251H198ZM201 252H199V254H200V257H199V258H200V260L205 261V259H204L203 255L201 254ZM219 252H221V251L219 250V251L216 252V253H219ZM41 253H42V252H41ZM49 253H50V252H49ZM49 253H48V254H49ZM92 253H93V252H92ZM94 253L96 254V252H94ZM94 253H93V254H94ZM112 253H113V252H112ZM138 253H139V255H140L141 253H143V255H146V254L148 253L149 256H148V257H145V256H144V257L146 258V259H145V258H143V256H142V257H141V256H138V255H137ZM160 253L158 252V254H160ZM164 253H165V252H164ZM186 253H187V255H186ZM194 253H196V256H197L198 253H197V252H193V254H194ZM208 253H209V250H208ZM208 253H207V255H208ZM228 253H229V251H228ZM8 254H7V255H8ZM24 254H25V253H24ZM24 254H23V255H24ZM76 254H77L76 256L79 257L80 254H79L78 252H76ZM78 254H79V255H78ZM82 254H81V255H82ZM97 254H98V253H97ZM114 254H113V255H114ZM118 254H119V255H118ZM150 254H153V255H154V258L152 257L153 255H150ZM158 254H157V255H158ZM161 254H160V255H161ZM209 254H210V253H209ZM224 254H226V252H225ZM245 254H246V253H245ZM26 255H27V254H26ZM34 255H35V254H34ZM34 255H33V256H34ZM40 255H41V254H40ZM43 255H44V254H43ZM46 255H47V254H46ZM46 255H45V256H46ZM50 255H51V253L49 254V256H50ZM84 255H85V257H84L83 255H82V256H83L85 259H87V258L89 259V257L87 256V254H84ZM115 255H114V257L112 256L113 259L115 258ZM127 255H126V257H125L124 259H127ZM141 255H142V254H141ZM210 255L212 256V254H210ZM213 255H214V254H213ZM45 256H44V257H45ZM86 256H87V257H86ZM124 256H125V255H124ZM128 256H129V255H128ZM162 256H163V254H162ZM192 256H193V255H192ZM192 256H191V259H192ZM194 256H195V254H194ZM205 256H206V255H205ZM218 256H219V255H218ZM218 256H217V257H218ZM222 256H223V255H222ZM37 257H38V256H37ZM39 257H40V256H39ZM74 257H75V256H74ZM83 257H80V260H81V258H83ZM94 257H95V256H94ZM94 257H93V258H94ZM97 257H98V256H97ZM100 257H101V255H100ZM100 257H99V258H100ZM159 257H160V256H159ZM188 257H189V256H188ZM208 257H209V255H208ZM214 257H216V256H213V258H214ZM5 258H6V257H5ZM40 258H41V257H40ZM70 258H68V260H69ZM106 258H107V257H106ZM141 258H143V260H142ZM152 258H153V259H152ZM160 258H161V257H160ZM160 258H158V259H160ZM189 258H190V257H189ZM195 258L197 259V257H195ZM211 258H212V257H211ZM220 258H221V256H220ZM238 258H239V257H238ZM6 259H8V258H6ZM6 259H4V260H6ZM9 259H10V258H9ZM35 259H37V258H35ZM44 259H45V258H44ZM49 259H50V258H49ZM51 259H52V258H51ZM60 259H58V260H60ZM74 259H75V258H74ZM74 259H73V260H74ZM76 259H77V258H76ZM91 259H92V258H91ZM130 259L128 258L127 260H130ZM154 259H155V260H154ZM196 259H195V260H196ZM206 259H207V258H206ZM209 259H210V257H209ZM209 259H208V260H209ZM216 259H217V258H216ZM28 260H29V259H28ZM78 260H79V258H78ZM78 260H75V261L78 262ZM80 260H79V261H80ZM82 260H83L84 263H86V264H87L89 261H90L89 263H91V260H88V262H85L86 260H84V259H82ZM92 260H93V259H92ZM97 260H99V259L97 258ZM97 260H95V261L93 260V261H92V264H93V262H94V264H95V263L97 262ZM106 260H107V259H106ZM115 260H116V259H115ZM115 260H113L112 263L115 262ZM197 260H198V259H197ZM197 260H196V262H197ZM200 260H199V261H200ZM208 260H207V262L205 261L206 264H218V262L216 263V262H213V261L211 262L210 260H209V261H208ZM218 260H221V259H219V257H218ZM224 260H225V258H224ZM241 260H242V259H241ZM37 261H38V260H36V262H37ZM44 261H45V260H44ZM44 261H43V262H44ZM63 261H65V260L63 259ZM70 261H72V259H70ZM100 261H101V260H100ZM100 261H99V263H100ZM110 261H111V260H110ZM118 261H117V262H118ZM122 261H124V260H122ZM153 261H154L155 263H154ZM199 261H198V264H199ZM202 261H201V262H202ZM216 261H217V260H216ZM225 261H226V260H225ZM225 261H222V260H221L220 262H221V264H225V263H224ZM228 261H229V260H227V262H228ZM1 262L3 263V261H1ZM4 262H6V261H4ZM9 262H10V260H9ZM28 262H29V261H28ZM61 262H62V261H61ZM66 262H67V261H66ZM66 262H64V263H66ZM80 262H81V261H80ZM101 262H102V261H101ZM105 262H106V261H105ZM126 262H127V261L125 260V263H126ZM128 262H129V261H128ZM128 262H127V263H128ZM196 262L193 263V261H192L193 264H196ZM201 262H200V264H201ZM205 262H204V263H205ZM208 262H211V263H208ZM233 262H235V261H233ZM244 262H245V261H244ZM7 263H8V262H7ZM7 263H6V264H7ZM12 263H10V264H12ZM22 263H23V262H22ZM22 263H21V264H22ZM71 263H73V262H71ZM71 263L68 262L67 264H71ZM74 263H75V262H74ZM74 263H73V264H74ZM78 263H79V262H78ZM107 263H108V262H107ZM115 263H116V262H115ZM119 263H118V264H119ZM127 263H126V264H127ZM129 263H130V262H129ZM174 263H175V262H174ZM177 263H176V264H177ZM204 263H203V264H204ZM236 263L238 264V262H235V264H236ZM240 263H241V261H240ZM4 264H5V263H4ZM16 264H17V263H16ZM19 264H20V263H19ZM27 264H28V263H27ZM29 264H30V263H29ZM32 264H33V263H32ZM58 264H59V263H58ZM60 264H61V263H60ZM76 264H77V263H76ZM80 264H81V263H80ZM82 264H83V262H82ZM96 264H97V263H96ZM110 264H111V263H110ZM123 264H124V263H123ZM190 264H191V263H190ZM229 264H231V263H229Z\"/></svg>",
  "mask_w": 264,
  "mask_h": 264
}]
</instances>
